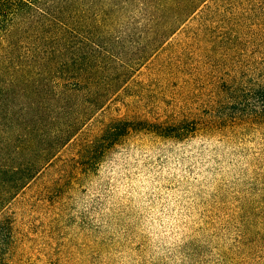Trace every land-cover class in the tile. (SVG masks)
<instances>
[{
    "label": "rangeland",
    "instance_id": "1",
    "mask_svg": "<svg viewBox=\"0 0 264 264\" xmlns=\"http://www.w3.org/2000/svg\"><path fill=\"white\" fill-rule=\"evenodd\" d=\"M165 5L144 12L131 0H101L98 12L81 14L82 24L69 28L68 41L53 42L64 45V56L92 49L108 61L104 76L159 46L11 198L1 200L0 179V264H264V108L252 93L264 85V0H205L164 42H148L172 18ZM112 119L139 126L122 144L156 146L194 135L213 141L182 162L192 177L183 190H197L179 202L180 221L168 234L150 232L146 210L130 196L117 197L99 175L106 151L83 150ZM17 145L1 165L33 160V146ZM153 196L163 212L165 197ZM78 204L87 210L74 215Z\"/></svg>",
    "mask_w": 264,
    "mask_h": 264
},
{
    "label": "trees",
    "instance_id": "2",
    "mask_svg": "<svg viewBox=\"0 0 264 264\" xmlns=\"http://www.w3.org/2000/svg\"><path fill=\"white\" fill-rule=\"evenodd\" d=\"M100 1L0 0V42H7L0 48V158L8 155L14 142L20 150L29 145L34 147L31 162L0 164V179L4 177L1 181L6 187L1 200L11 198L45 168L60 149L112 100L129 79L131 68L136 71L159 46L153 45L140 52L142 56L121 65L120 73L112 76L102 74L108 61L92 54V49L80 47L64 56V45L55 46L53 42L68 41L69 28L75 23L76 26L82 24L81 14L98 12ZM167 1L172 18L154 31L148 42H164L176 26L205 2L131 0V5H140L144 12L162 11ZM60 52L63 57L55 59ZM27 93L30 96L23 99ZM252 93L264 108V85H258ZM138 129L131 120L112 119L84 145L83 150L90 154L103 153L128 132ZM93 158L89 156L90 160ZM1 242L2 237L0 245ZM2 256L0 251V262Z\"/></svg>",
    "mask_w": 264,
    "mask_h": 264
},
{
    "label": "clouds",
    "instance_id": "3",
    "mask_svg": "<svg viewBox=\"0 0 264 264\" xmlns=\"http://www.w3.org/2000/svg\"><path fill=\"white\" fill-rule=\"evenodd\" d=\"M127 142L114 144L107 149L98 163V173L110 184L117 197L130 196L137 201L141 210H146V226L150 232H163L177 225L180 221L181 208L179 202L185 195L196 191L194 187L187 193L184 185L192 179L190 173L184 170L183 161L193 157L213 146V141L205 136L194 135L188 141L180 143L157 142L156 146ZM152 161L147 167L146 162ZM204 177L201 176L200 179ZM175 181L179 187L168 191L165 185ZM159 192L165 197L163 204L167 207L163 212L159 207H153V194ZM86 211L79 204L77 214Z\"/></svg>",
    "mask_w": 264,
    "mask_h": 264
}]
</instances>
